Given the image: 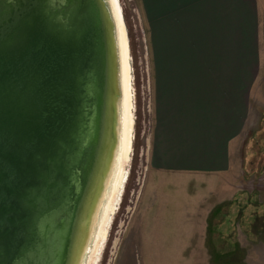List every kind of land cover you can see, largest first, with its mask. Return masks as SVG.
Returning a JSON list of instances; mask_svg holds the SVG:
<instances>
[{"label": "rangeland", "instance_id": "1", "mask_svg": "<svg viewBox=\"0 0 264 264\" xmlns=\"http://www.w3.org/2000/svg\"><path fill=\"white\" fill-rule=\"evenodd\" d=\"M116 3L129 66L130 149L86 264H264V0H222L211 30L203 10L182 6L166 21L150 15L157 12L148 10L151 2ZM235 71L249 73L248 119L232 143L229 170L157 169L156 121L179 88L161 75L213 79Z\"/></svg>", "mask_w": 264, "mask_h": 264}, {"label": "water", "instance_id": "2", "mask_svg": "<svg viewBox=\"0 0 264 264\" xmlns=\"http://www.w3.org/2000/svg\"><path fill=\"white\" fill-rule=\"evenodd\" d=\"M103 0H0V264H72L113 123Z\"/></svg>", "mask_w": 264, "mask_h": 264}, {"label": "crops", "instance_id": "3", "mask_svg": "<svg viewBox=\"0 0 264 264\" xmlns=\"http://www.w3.org/2000/svg\"><path fill=\"white\" fill-rule=\"evenodd\" d=\"M145 1L151 2L150 5L146 3L148 10L157 11L151 12V16L167 17L166 21H170L168 17H179L182 6L196 12H209L210 30L219 22L216 16L219 15V3H222V0ZM164 4L166 11L163 10ZM177 74H162L160 77H166L160 80L171 82L172 87L177 83L179 88L177 97H167L164 100L166 107L160 109L153 144V164L157 169L177 172L225 173L231 167L232 143L242 134L248 119L242 93L243 82L249 73L235 71L217 74L213 79L206 76L209 74ZM200 89L204 90L203 94ZM164 102H161L162 106Z\"/></svg>", "mask_w": 264, "mask_h": 264}, {"label": "bare ground", "instance_id": "4", "mask_svg": "<svg viewBox=\"0 0 264 264\" xmlns=\"http://www.w3.org/2000/svg\"><path fill=\"white\" fill-rule=\"evenodd\" d=\"M103 2L110 21L113 45V123L108 148L100 169L101 171L97 177L84 213L72 264H86L91 247L97 239V234L108 202L114 190H116L117 183L118 190L123 180L124 173L119 169L122 163V157L123 155L126 157L130 149L129 137L131 136L132 124L130 114L131 95L124 30L116 0H103Z\"/></svg>", "mask_w": 264, "mask_h": 264}]
</instances>
